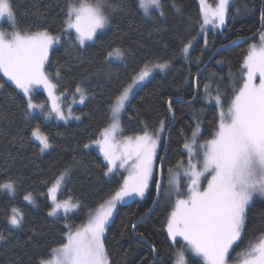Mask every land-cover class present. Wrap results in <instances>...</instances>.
Listing matches in <instances>:
<instances>
[{"label":"trees","instance_id":"trees-1","mask_svg":"<svg viewBox=\"0 0 264 264\" xmlns=\"http://www.w3.org/2000/svg\"><path fill=\"white\" fill-rule=\"evenodd\" d=\"M67 2L9 0L16 31L34 33L47 30L54 35L61 34L66 27ZM83 2L91 4L94 0ZM162 2L165 15L161 17L156 13L149 19L138 9L137 0H110L115 7L105 8L111 22L106 34L99 35L94 44L77 47L65 40L68 31L62 36L60 46L51 51L48 71L57 85V92L78 98L77 85L87 89L88 101L82 108L75 109L79 121L67 124L50 122L35 111L29 114L26 97L15 86L7 82L0 90V184L8 180L15 182L14 193L0 190V233L7 237L0 242V264H38L40 258L49 259L53 248L66 243V233L69 232L66 225L73 219L82 223L119 190L122 178L110 173L105 176L107 162L104 157L84 145L101 138L102 131L112 121L110 104L134 75L145 64L151 67L165 61L170 62V67L133 96L122 119L125 136L142 135L145 125L152 132L159 127L161 120H167L160 138L162 157L171 129L163 164L161 198L154 203L157 200L154 183L144 199L120 205L107 229L104 243L111 264H175L180 241L173 243L167 234L170 209L161 200L166 193V170L175 169L178 162L187 163L184 144L190 141L197 125L201 131L199 143L214 137L219 108L212 103L210 96L219 94L222 105H229L240 87L239 77L248 49L257 42L264 28L253 40L216 55L198 81V99L190 104L196 94L195 78L218 48L249 39L260 31L264 26L261 20L264 0H230L225 25L217 32L207 33L200 30L203 23L200 0ZM173 3L179 11L172 6ZM217 4L218 0H206L210 8ZM189 41L192 47L185 59L182 48ZM113 48L124 50L123 62L107 61V53ZM104 73L109 76L101 79ZM112 75L114 77L107 81ZM4 81L0 76V82ZM204 84H210V96L205 94ZM169 97L173 99L174 120L165 103ZM205 98L209 101H204ZM35 101L46 103V93L38 92ZM37 126L49 136L52 147L47 152H41L38 141L31 136L32 129ZM66 168L71 171L63 195L79 205V214L65 215L68 220L48 215L53 207L49 188ZM29 193L34 203L24 200ZM12 207L20 209L24 215L19 229L12 228L7 222ZM133 224L136 225L135 233ZM261 233H264V200L257 199L248 207L244 237L235 249L241 248L242 253L258 242ZM188 262L202 264L192 257Z\"/></svg>","mask_w":264,"mask_h":264},{"label":"snow or ice","instance_id":"snow-or-ice-1","mask_svg":"<svg viewBox=\"0 0 264 264\" xmlns=\"http://www.w3.org/2000/svg\"><path fill=\"white\" fill-rule=\"evenodd\" d=\"M203 23L201 32H205V25L212 24L214 27L225 25L226 15L230 8V0H218L213 9L206 5V0H200ZM174 8H179L173 3ZM115 7L110 0H94V3H85L83 0H68L65 24L61 34L54 35L47 30L34 33H21L15 31L4 33L0 31V72L7 81H11L16 88L20 89L26 97V111L31 112L39 109L45 111L43 104L33 102V89L43 85L52 100L51 111L45 119L51 117L54 112L59 120H67L71 117L61 110L53 96V90L57 87L52 83L44 72L45 62L48 60L49 49L59 44L62 36L74 29L76 40L80 46L86 41H92L98 30L105 29L110 21L105 8ZM137 7L143 15L152 18L155 10L163 17L162 0H137ZM7 15L14 25V16L9 0H0V17ZM261 20L264 22V10L261 11ZM264 42V35L261 36ZM205 39V47H207ZM192 42L184 44L182 52L185 59L190 55L189 49ZM125 59V52L119 48H113L107 53V61L113 58ZM170 67V62L154 63L144 67L134 75L131 82L122 88L119 94L110 104L112 123L105 128L101 135L103 140L95 141L99 145L104 158L107 161V176L117 167L123 168L130 163L128 177L124 179L123 185L115 191L98 210L91 216L86 226L75 232L66 233L67 242L51 250L50 258H40L38 264H111L104 238L105 231L117 211L118 205L126 203L127 198L134 195L143 197L149 182L153 180V162L156 159V149L162 133L167 127V120H161L159 127L149 132L148 126H144L142 135L127 137L124 143V152L116 154L112 143L117 129L120 128L121 114L125 111L130 96L136 87L147 81L155 71L164 72ZM243 68L247 69L246 79L236 92L227 113L224 112L221 97L217 94L210 96V84H204L205 94L214 99L220 107L217 130L214 137L204 143H199L201 131L199 125L192 131L189 142L184 144L188 154V166L183 176L190 183L187 184V198H178L174 210L170 213L166 231L173 243H178L177 237L186 242L187 250L196 257L202 259L203 264H229L230 250L244 237L247 220V210L254 197H264V47L259 52L252 46V50L246 57ZM259 74V84H255L254 78ZM199 79V73L195 78ZM7 81L0 82V90L6 87ZM197 94L199 84L197 83ZM76 92L80 95V103L83 104L88 98L87 89L77 85ZM167 110L173 120V99L169 97ZM75 119L79 120L77 116ZM31 136L39 142L40 151L45 152L52 147L49 136L43 133L37 126L32 129ZM85 148L89 145L85 144ZM202 150V166L193 163L194 157ZM161 177H163L164 157H160ZM182 161L176 165L177 171L168 168L169 193H175L177 197L180 192V167ZM71 169L66 168L49 188L48 195L53 202V207L48 212L49 216L58 217L61 209L67 215L70 207L79 208L78 204H72L71 198L58 201L56 193L60 185L65 181ZM210 177V178H209ZM207 181V186L201 190V180ZM156 188L163 187L162 179L156 180ZM0 190L15 192V182L8 180L0 184ZM24 200L34 203L31 193L24 196ZM158 203V199L154 201ZM7 222L12 228L19 229L24 222V215L20 209L11 208V214ZM68 227V225H66ZM136 225H132L135 233ZM142 237V234L136 233ZM7 239L0 233V242ZM152 252L156 253L155 246ZM176 264H188L185 259L184 250L177 252ZM249 258L244 264H264V233L258 238V243L251 247Z\"/></svg>","mask_w":264,"mask_h":264},{"label":"rangeland","instance_id":"rangeland-1","mask_svg":"<svg viewBox=\"0 0 264 264\" xmlns=\"http://www.w3.org/2000/svg\"><path fill=\"white\" fill-rule=\"evenodd\" d=\"M214 9V8H213ZM106 12V11H105ZM158 13L157 11L153 10L152 11V17L154 14ZM110 21V20H109ZM110 25H111V22L109 23V25L103 29V30H98L97 31V34H96V37L92 40V41H86L85 44L83 46H80L78 41L76 40V33H75V30L72 29V30H69V33L66 35L65 37V40H67V42H70L72 45H75L77 47H86L88 45H91V44H94L96 41H97V38L99 35H103V34H106L109 29H110ZM218 28H220V26H216L214 27L212 24H208V25H205V29H206V33L208 31H213V32H217L218 31ZM0 31L4 32V33H12V32H15L16 31V26H15V23L13 25V22L9 20V18L7 17V15L5 14L4 16L0 17ZM71 35V36H70ZM264 35V32L259 36L258 40L256 43H253L250 45L249 49H248V54L249 52L252 50V46H255V50L257 52H259V50L264 47V42H262L261 40V36ZM62 42V39L60 41L59 44H55L53 45L50 49H49V52H48V60L45 62V65H44V72L45 74L48 76L49 80L53 83V80H52V77H51V74L50 72L48 71V67H49V64H50V53L53 49L57 48L60 46ZM248 56V55H247ZM120 60L116 59L115 57L113 58L112 62L111 63H118ZM120 63V62H119ZM166 71V70H165ZM164 71V72H165ZM164 72H160L159 70L155 71L153 73V75L147 80L144 82L143 85L139 86V87H136L133 91V94L130 96V100L126 106V109L128 108L129 104H130V101L131 99L133 98V96L140 90L142 89L146 84H148L150 81H152L158 74H164ZM246 72H247V69L246 68H243V72L242 74H240V83H239V86L241 87L243 85V82L244 80L247 78L246 77ZM0 76H2L6 81H7V77H4L3 76V73L0 72ZM109 76V73H104L101 77V79H104V78H107ZM114 76L112 75L107 81H110ZM8 83L12 84L13 86H15L11 81H7ZM255 84H259V74L256 75V77L254 78V81H253ZM239 87V88H240ZM18 89V88H17ZM19 91H21L20 89H18ZM239 90V89H238ZM40 91H43L46 93V96H47V101L46 103H44L43 105L45 106V111L43 113H41V111L39 109L35 110V112L39 115H42L44 118L45 116L48 115V113L51 111V107H52V100L51 98L49 97V93L47 91V89H45V87L43 85H39V86H36L34 89H33V95H32V99H33V102L38 104L36 101H35V95H37L38 92ZM238 92V91H237ZM236 94V93H235ZM53 96L56 97V102L58 104V106L61 108V110L65 113V115H68L69 111H71V117L67 120V122H65L64 120H59L56 118V115L55 113L53 112L51 114V117L46 119L47 121H54V122H58V123H72V122H77L79 120L75 119V117H77L76 115V112H75V109L77 107H80L82 108V106H85L86 102L88 101V99L85 100V102L83 104L80 103V95H78L76 97H73V96H67V95H62L60 93L57 92L56 88L53 90ZM235 96V95H234ZM233 96V98H234ZM193 100V99H192ZM233 100V99H232ZM231 100V102H232ZM206 102H208L209 100L207 98H205ZM231 102L229 103V105L227 107L223 106V110L225 113H227L228 111V108L229 106L231 105ZM213 104L216 105L215 103V100L213 99L212 101ZM222 104V103H221ZM219 108V112H220V107ZM126 109L125 111L121 114V119H120V128L117 129L116 133H115V137L112 141L113 145H114V150L116 151V154L117 155H120L124 152V143H125V139L127 137H135V136H125L123 134V130H122V119L123 117L125 116V113H126ZM112 123V121H111ZM110 123V124H111ZM99 140H103V136H101V138ZM39 143V142H38ZM162 140L160 139L159 143H158V146H157V149H156V159L154 160L153 162V180L149 182V187L148 189L145 190V195L143 197H140V196H133L131 198H127L126 199V203L132 201V200H136V199H144L148 193L150 192L151 188L153 187V184L155 183V179H157V171H158V167H159V164H160V154H161V150H162ZM50 149V148H49ZM48 149V151H49ZM88 149H95L96 151H98L99 154H101L103 157V152H101L100 150V147L98 144H96L95 142L93 143H90L89 144V147ZM198 151L200 152V154L196 157L193 158L192 162L193 163H197V161H199L200 163L198 164V168L200 166H202V161H203V152L202 150H199ZM47 152V151H46ZM165 152V151H164ZM187 152V151H186ZM163 157V156H162ZM105 159V158H104ZM188 154H187V163H183L182 166L180 167L179 169V172L181 173V176H180V192H181V195L179 197L176 196V194L173 192V193H169V173H168V170H166V189H165V195L163 196V198L161 199L162 202H163V205H166L168 206V208L170 209L169 212L171 213L173 210H174V207H175V203H176V200L178 198H181V199H184V198H187L188 196V190H187V184L190 183V181L185 178L183 176V172L185 169H187V166H188ZM107 162V161H106ZM130 163L129 164H126L123 168L119 167L120 165V161L117 160V167L115 169H113V171L110 173V175H113V176H118V177H121L122 178V185H123V182H124V179L126 177H128L129 175V172L131 171L130 169ZM174 172L177 171V168L173 169ZM69 176V175H68ZM210 178V177H209ZM68 182V177L65 178V181L60 185L59 187V190L57 191L56 193V197H57V200L58 201H64V200H68L69 197L68 196H65L63 195V193L65 192V186ZM207 186V181L205 179L202 178L201 180V190H203L204 187ZM157 196V194H156ZM161 198V197H160ZM257 199H261V200H264V197H260V196H256L254 197L253 200H257ZM71 202L72 204H76L74 203V201L71 199ZM122 205V204H120ZM118 205V208L117 210L119 209V206ZM98 210V208L96 210H94L87 218H84L82 223H78L79 221L77 219H73L74 221H71L70 224H68V230L71 231V232H75L76 230L78 229H81L83 228L84 226L87 225L89 219L91 218L92 215L95 214V212ZM117 213L114 212V215L113 217L115 216V214ZM79 214V208H75V207H70L68 213H67V217L69 216H73V215H77ZM170 215V214H169ZM59 216L65 218V213L63 211V209H61L60 213H59ZM169 218V217H168ZM68 220V218H65ZM113 219V218H112ZM112 219L110 220L109 222V225L112 221ZM74 224V225H73ZM108 225V227H109ZM108 227L106 228V231H105V235H106V232H107V229ZM105 239V238H104ZM177 240H179V244L177 245V252L181 251V250H184V253H185V259L188 261V259H191L194 258V259H198L202 262L203 264V261L201 258L199 257H196L194 256L193 254H191L188 250H187V246H186V242L183 241V239L181 237H177ZM66 242H67V238H66ZM258 243V242H257ZM257 243L253 244L252 246H255ZM240 244V241L237 242L236 245H234L233 249L230 250L231 254H230V261H229V264H244V261L246 259L249 258V252L251 251V247H248L245 251H242L241 253V248L240 249H235V247L237 245ZM236 253V254H235ZM241 253V254H240ZM177 254V253H176ZM176 259H177V255L174 259V262L176 264ZM189 264V262H188Z\"/></svg>","mask_w":264,"mask_h":264},{"label":"water","instance_id":"water-1","mask_svg":"<svg viewBox=\"0 0 264 264\" xmlns=\"http://www.w3.org/2000/svg\"><path fill=\"white\" fill-rule=\"evenodd\" d=\"M262 29H263V26L261 27L260 31L253 37L249 38V39H241V40H237L235 42H232L226 46H222L220 48H218L214 54L212 55V57L208 60V62L200 69V71L198 72L199 73V79L200 77L202 76V74L205 72V70L210 66V64L212 63L213 59L216 57L217 54H219L221 51L223 50H227V49H230L234 46H237V45H240L244 42H247V41H250V40H253L257 35H259L260 33H262ZM198 79V81H199ZM198 81L196 80V83L195 85H197ZM198 94H197V87H196V94L193 98V100H191L189 103H192V102H195L197 99H198ZM170 132H171V129L169 130L168 132V135H167V138H166V144H165V152H164V160H165V157H166V154H167V151H168V148H169V139H170ZM162 179V183H163V177H161V165L159 164V167H158V171H157V180H161ZM162 192H163V187L159 190V196H158V193H157V188H156V194H157V199L159 200L161 195H162Z\"/></svg>","mask_w":264,"mask_h":264},{"label":"bare ground","instance_id":"bare-ground-1","mask_svg":"<svg viewBox=\"0 0 264 264\" xmlns=\"http://www.w3.org/2000/svg\"><path fill=\"white\" fill-rule=\"evenodd\" d=\"M263 26V25H262ZM263 28H264V26H263ZM262 32H263V29H262ZM193 103V102H192ZM191 104V103H190ZM164 176V175H163Z\"/></svg>","mask_w":264,"mask_h":264}]
</instances>
